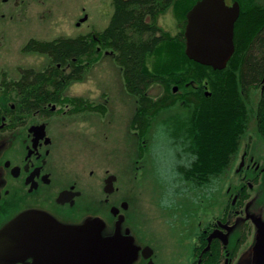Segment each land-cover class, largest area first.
<instances>
[{"label":"flooded vegetation","instance_id":"af4514ba","mask_svg":"<svg viewBox=\"0 0 264 264\" xmlns=\"http://www.w3.org/2000/svg\"><path fill=\"white\" fill-rule=\"evenodd\" d=\"M9 2L0 0L1 18ZM20 69L19 75L0 79V264H98L103 241L113 238L122 257L124 250L128 254L122 264H264V144L260 162L246 146L236 154L234 171L252 193L256 188L254 194L242 185L222 210L215 202L210 221L197 235H185L191 238L189 252L188 244L178 248L177 242L172 256H164L147 235H136V185L125 191L124 173L136 166L124 159L136 156V136L125 138L123 128L116 140L108 139L114 149L108 141L96 143L94 159H81L76 150L97 141L91 119L75 117L83 107L45 102V89L35 88L32 79L41 75ZM35 89L38 99L28 98ZM60 115H66L68 127L58 134ZM82 245L85 249L78 248Z\"/></svg>","mask_w":264,"mask_h":264},{"label":"rangeland","instance_id":"374dc122","mask_svg":"<svg viewBox=\"0 0 264 264\" xmlns=\"http://www.w3.org/2000/svg\"><path fill=\"white\" fill-rule=\"evenodd\" d=\"M258 1L264 4V0ZM256 3L253 2V4ZM6 6L9 9H3L5 17L0 16V79L19 75L21 67H27L28 71L34 73L50 71L53 77L45 86L53 94L48 95V102L82 106V111L78 112L75 117L91 119L93 122V127H88L91 128L97 141L91 142L86 138L91 143L87 142V147L76 150L83 160L94 159L92 156L96 154L95 144H103L108 139L116 140L123 128L125 132L123 131L121 135L125 138L134 134L136 136V156L130 154V158L124 159V163L132 167L136 166V169H131L130 173H124V185L125 191L132 190L136 185L134 197L136 200V235H147L157 244L158 250L164 256H172L174 248L178 247L177 242H179L178 248H181L183 244H188L185 249L189 252L191 238L187 240L185 235H197L199 226L209 222L211 216L214 215V203L219 204V209L217 208L219 211L222 210V206L229 204L233 193L242 185L246 186V180L234 171L239 161L237 155L238 159L232 161L233 165L229 166L230 169L224 170L218 177L211 178L207 184H194L186 183L173 174L167 160V156L172 159V149L169 151L166 148L165 152L161 150L165 146L166 138H161L160 134L155 136L158 128L156 124L167 115L179 113L182 100L188 94H195L194 88L198 84L170 82L169 88L173 89L177 86L176 90L179 93L176 97L177 101L169 107L170 110L167 108L158 115L156 113L151 118L150 125L143 130V134L142 132L137 133L138 131L135 134L133 127H129V124L136 112L138 97L127 91L122 67L115 59L114 50L103 48L104 46L97 42L95 48L102 49L101 55L96 60H92L96 54L92 51L83 57V64L86 67L82 74L78 78H75L76 75L75 77L71 75V79H64L63 77L73 73V68L78 65L77 62L67 60L57 65L47 53L24 49L30 41L42 43L58 37L76 38L85 35L90 40H95V37L110 22L114 10L113 0H10L4 5ZM183 8L172 5L153 17L152 21L160 28V34L175 37L180 32L184 33L186 12L190 8L187 11ZM85 15L86 19L81 21ZM150 62L149 57L147 63L151 66ZM53 81L61 83V87L55 92H52L54 91ZM148 89L152 97L160 96L166 91L161 83L155 82ZM260 92L259 85H253L249 90L246 105L250 119L237 151L241 153L246 146L249 152L251 150L249 154L258 162H260L259 158L264 144V133L259 129L257 120ZM170 94L166 92L165 95L172 98L173 94L172 96ZM59 117L60 120L55 126L58 134L68 127L66 115ZM110 120L112 123L108 124ZM117 125L119 130L116 129ZM73 129L72 134L79 138L76 135L78 129ZM113 130L115 131L112 133ZM108 142L114 149L116 143ZM127 145L129 146L128 154L132 149L131 144L127 143L124 148ZM71 148V150L74 149L72 145ZM114 160L115 157L111 154L109 161L112 163ZM88 172L89 167L86 169V173ZM246 177L250 180L252 175ZM257 184L261 185V180H258ZM229 187H231V193L227 190ZM245 188L252 193L247 186ZM81 247L85 249V245L78 246V248ZM106 258L104 255L102 264H106Z\"/></svg>","mask_w":264,"mask_h":264},{"label":"trees","instance_id":"16d2710c","mask_svg":"<svg viewBox=\"0 0 264 264\" xmlns=\"http://www.w3.org/2000/svg\"><path fill=\"white\" fill-rule=\"evenodd\" d=\"M196 1L113 0L110 22L95 40L85 35L58 37L42 43L30 41L24 49L47 53L57 65L67 60L77 62L73 73L64 79H71V75L78 78L86 67L83 57L92 51L96 52L92 60L101 55L102 49L95 48L97 42L114 50L127 91L138 97L131 124L142 134L156 113L170 110L177 101L179 93L169 88L170 82L197 83L195 94L182 100L180 112L167 115L156 124L155 136L166 138L163 152L172 149V159L167 156V160L174 175L186 183L207 184L234 161L250 119L246 101L253 85L261 87L257 120L264 133V4L238 0L242 6L234 26L235 50L226 67L216 70L186 56L183 32L175 37L162 35L152 21L169 6H181L187 11ZM149 57L151 66L147 63ZM49 72H39L41 76L32 78L35 88L41 84L45 89V102L53 94L45 86L53 77ZM154 82L166 88L164 94L152 97L148 93ZM53 86L55 92L61 83L53 81ZM38 92L31 90L28 98L38 99ZM166 92L173 94L172 98Z\"/></svg>","mask_w":264,"mask_h":264},{"label":"water","instance_id":"95a60500","mask_svg":"<svg viewBox=\"0 0 264 264\" xmlns=\"http://www.w3.org/2000/svg\"><path fill=\"white\" fill-rule=\"evenodd\" d=\"M239 13L240 6L237 2L228 6L225 0H197L186 12L184 29L186 56L213 69H224L235 50L234 25ZM84 19L86 15L81 21ZM19 219L22 217L19 216ZM103 244V249L98 255L102 260L104 255L107 257L106 264L120 262L122 264L129 260L125 250L122 257L123 250L117 239L103 241ZM130 250L133 252L134 247L132 246ZM118 259L120 261L116 263ZM98 264H102V261Z\"/></svg>","mask_w":264,"mask_h":264}]
</instances>
